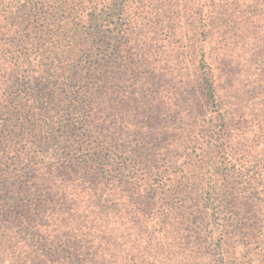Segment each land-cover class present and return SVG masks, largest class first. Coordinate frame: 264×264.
I'll return each instance as SVG.
<instances>
[{"label":"rangeland","instance_id":"1","mask_svg":"<svg viewBox=\"0 0 264 264\" xmlns=\"http://www.w3.org/2000/svg\"><path fill=\"white\" fill-rule=\"evenodd\" d=\"M57 2L0 0L3 202L13 206L24 198L19 183L26 182L35 168L70 158L81 160L94 150L88 143L66 149L67 133L60 123L69 120L54 103L70 100V93L50 72L57 65L75 72L92 68V61L95 66L102 61L104 68L116 75L110 85L125 135L134 133L135 91L145 92L150 100L158 96L164 103L163 112L169 116L158 130L177 134V138H169L170 147L162 149L158 143L150 144L152 154L163 153L157 155L163 160L158 163L161 177L153 178L162 181L170 198H189L188 204L203 216L204 226L200 227L205 231L201 240L194 235L200 228L167 235L150 232L149 237L162 241L145 243L136 241L137 235L124 228L95 229L93 246L99 253H107L105 259H99L100 264H264L257 256L258 252L264 254L262 236L246 240L249 226L257 218L251 215L246 227L237 222L227 224L237 210L234 204L238 198L255 203L263 198L258 182L264 165V0H129V6L114 9L107 8L108 0L71 1L58 25L63 38L74 40L75 45L80 37L72 30L76 15L86 14L85 6L103 8L98 19L103 32L96 36L98 52L79 45L76 52L57 49L51 35L54 29L49 26L59 20L61 12L52 8ZM87 17L76 19L82 22L78 32L87 31L86 36L95 27ZM119 29L130 36L121 39L122 44L132 38L134 46L140 44L139 49L132 46L129 52H121L113 39ZM210 70L216 103L203 94L202 79ZM58 83L62 87L57 88ZM100 92L110 96L106 88ZM83 133L75 132L76 138H82ZM99 167L104 169V164ZM113 168H117L111 174L114 179L125 180L131 175L119 162ZM199 222L197 218L194 228ZM53 223L47 218L45 226H37L38 231L30 229L27 237L34 231L45 236L49 247L51 242L57 247ZM233 232H240L238 241H233ZM166 236L172 240L164 242ZM103 237L110 241L106 243ZM64 254L60 252V256Z\"/></svg>","mask_w":264,"mask_h":264},{"label":"trees","instance_id":"2","mask_svg":"<svg viewBox=\"0 0 264 264\" xmlns=\"http://www.w3.org/2000/svg\"><path fill=\"white\" fill-rule=\"evenodd\" d=\"M65 1L64 3L58 0L52 7L53 10H57L56 12H61L57 18L59 20L57 22L53 20L49 25L54 29L51 35L55 37L57 49L76 52V45H79L80 48L98 52L100 47L96 45V36L103 32L98 20L102 17L103 8L98 10L97 6L87 8L83 2L80 4L85 6L83 10L86 13L84 15L88 16V22H92L95 27L89 30L87 36V31L78 32L82 22L76 21L79 18L76 15L72 30L80 37L79 40H75L78 41L75 45L74 40L67 42L59 31L58 24L64 20L73 0ZM127 6L129 0H108L107 4L109 9ZM68 15L72 16L73 13L69 12ZM84 15L79 19L84 20ZM207 33L210 34L209 31ZM124 37L130 38L125 31L119 29L113 39L119 43L121 52H129L131 49H128L134 46L135 40L131 38L122 44L120 40ZM139 45V43L135 45V49H139ZM92 62V68H83L75 72L57 65L50 72V77L57 82L62 80V85L70 93V100L55 103L53 100L55 109L62 114L65 113L69 120L68 124L60 123V128L67 133L66 149L79 145L82 147L84 143H88L94 150L89 151L86 158L81 160L70 158L57 161L48 167L35 168L33 175L26 182L20 181L18 189L24 198L13 206L3 202L0 196V261L3 263L100 264L99 259H105L107 253H99L93 246L96 241L95 229L101 232L124 228L137 235L136 241L145 243L162 241L160 237H149L150 232L167 235L168 232L180 229L190 231L191 228H200L194 235L197 240L204 237L205 229L200 227L203 225V216L188 204L189 198L180 196L170 198L162 189V181L153 178L161 177L162 170L158 163L163 160L157 156L161 153H151L153 147L150 144L158 143L162 149L165 145L170 147L169 138H177V134L158 130V125L169 116L163 112L164 103L158 96L150 100V97L145 96L147 95L145 92L140 94L135 91L134 101L137 106L135 119L131 121L134 133L125 135L110 85L113 84L116 75L108 68H104L106 64L102 61L98 66L94 65L96 61ZM21 71L25 73L22 68ZM210 72L211 70L206 71L202 79L203 94L208 100L216 103V88L213 74ZM25 78L26 76H23V79ZM58 84L57 88L62 87L60 83ZM103 88L109 91L110 96L107 92H100ZM80 130L84 133L82 138L77 139L75 132ZM127 137L129 140L124 141ZM116 162L131 171L128 179L119 180L118 176H115V179L112 177L113 170H117L113 168ZM99 163L104 164V169L99 167ZM262 170L258 182V186L261 187L260 193L263 195L260 203L238 198L234 204L237 210L234 211L231 223L227 224L233 226L237 222L246 227L248 225L246 221L251 215L255 216L257 219L249 226L250 232L246 240L251 241L261 235L264 249V165ZM247 205L245 211H238ZM248 208H251L250 212ZM47 218L52 219L57 227L55 229L57 235L54 238L58 245L55 248L52 242L49 247L48 241L44 240L45 236H37V232L33 231L32 237H27L30 229L38 231L37 226H45ZM197 218L200 222L194 228ZM233 233V241H238L240 232ZM105 239L107 238L103 237V240ZM171 240L172 238L166 236L163 241ZM176 240L177 238L173 239L174 242ZM207 240L208 238L205 239ZM109 241L105 240L106 243ZM59 251L64 252V256H60ZM257 256L264 260L263 253L258 252Z\"/></svg>","mask_w":264,"mask_h":264}]
</instances>
